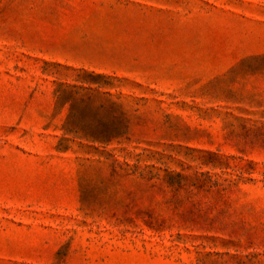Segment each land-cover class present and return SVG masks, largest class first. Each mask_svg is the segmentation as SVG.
Wrapping results in <instances>:
<instances>
[{"label":"rangeland","instance_id":"rangeland-1","mask_svg":"<svg viewBox=\"0 0 264 264\" xmlns=\"http://www.w3.org/2000/svg\"><path fill=\"white\" fill-rule=\"evenodd\" d=\"M0 264H264V0H0Z\"/></svg>","mask_w":264,"mask_h":264}]
</instances>
